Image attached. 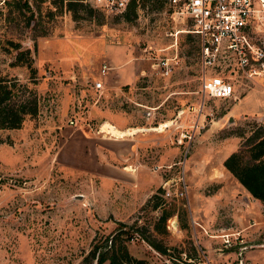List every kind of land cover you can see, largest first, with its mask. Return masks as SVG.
<instances>
[{
	"label": "rangeland",
	"instance_id": "1",
	"mask_svg": "<svg viewBox=\"0 0 264 264\" xmlns=\"http://www.w3.org/2000/svg\"><path fill=\"white\" fill-rule=\"evenodd\" d=\"M66 2L0 0V68L25 79L24 65L9 60L12 42L29 47L38 94L35 115L0 129L7 139L0 141V264H76L116 227L128 229L129 251L150 264L170 260L141 232L193 264H239L241 245V264H264V221L249 231L231 204L206 196L215 182H196L219 172L222 158L264 122V76L237 92L238 78L234 96L202 98L198 37L163 0H135L128 13L93 6L74 14ZM256 36L264 47V19ZM159 58L167 71L153 64ZM106 124L137 129L123 136L147 144L115 157L120 146L101 130ZM192 128L191 138L173 140ZM181 168L186 194L163 196L164 180L180 186ZM248 211L258 212L257 201ZM163 212L164 226L156 222Z\"/></svg>",
	"mask_w": 264,
	"mask_h": 264
},
{
	"label": "built area",
	"instance_id": "2",
	"mask_svg": "<svg viewBox=\"0 0 264 264\" xmlns=\"http://www.w3.org/2000/svg\"><path fill=\"white\" fill-rule=\"evenodd\" d=\"M2 1V0H1ZM98 7L106 13L122 12L129 0H82ZM166 8L175 16L188 18L190 30L194 31L199 43L200 83L202 98L207 96H234L233 82L239 80L240 87L236 91L248 88L250 81L258 76H264V47L257 41L256 31L264 19V0H163ZM167 71V58H159L153 64ZM109 65L104 62L99 68L104 73ZM95 86L101 81H92ZM203 100V99H202ZM201 100L199 108L203 105ZM72 121V120H70ZM191 131L180 130L173 138L177 143L184 137H192ZM164 180L161 186L163 196H183L186 194V182L183 169L176 176L174 183L180 181V186H172L173 182ZM166 184V185H165ZM230 232L220 234L223 245L231 243ZM239 246L236 254L241 264Z\"/></svg>",
	"mask_w": 264,
	"mask_h": 264
},
{
	"label": "trees",
	"instance_id": "3",
	"mask_svg": "<svg viewBox=\"0 0 264 264\" xmlns=\"http://www.w3.org/2000/svg\"><path fill=\"white\" fill-rule=\"evenodd\" d=\"M67 7L74 14L80 8L93 9V6L82 0H66ZM135 0H129L125 13L134 12ZM14 52L10 64H22L26 68V78L20 79L16 74H9L0 68V129L21 126L26 117L36 114L38 109V94L35 88L36 67L30 48L22 47L18 41L12 42ZM241 134V133H240ZM7 139L0 136V141ZM222 164L246 188L253 197L257 198L264 212V122L255 123L243 135L238 146L229 151L223 158ZM150 196H156L151 193ZM157 200L153 201V205ZM166 214L160 213L156 222L164 226ZM127 228L116 227L100 240L93 242L82 254L76 264H150L145 258L133 255L126 243ZM141 235L158 252L170 260L167 264H193L180 259L178 252L168 251V246L155 236L141 232ZM177 259L180 262H177ZM166 264V263H162Z\"/></svg>",
	"mask_w": 264,
	"mask_h": 264
},
{
	"label": "crops",
	"instance_id": "4",
	"mask_svg": "<svg viewBox=\"0 0 264 264\" xmlns=\"http://www.w3.org/2000/svg\"><path fill=\"white\" fill-rule=\"evenodd\" d=\"M117 128V127H116ZM119 129V128H118ZM125 130V129H119ZM108 136H103L101 140L107 139ZM113 141L118 144L119 149L114 150L115 157H126L128 152L134 154V149H140L144 145L147 144L142 138H133V135L130 136H114ZM171 152V150H170ZM221 168L219 167V172H210L208 176H203L196 180V182L205 184L208 182H215V187H213L212 191L206 194L209 196L214 203V205H218L221 203L231 204L233 218L239 224L248 226L249 231L254 230V226L256 223L260 221H264V212L262 210V205L260 201L250 195V193L246 190V188L230 173V171L221 163ZM144 181V180H143ZM143 183H145L143 185ZM149 182H141L142 186H147ZM240 193H238V191ZM257 201L258 203V212L248 211L251 203ZM234 206V207H233ZM203 226V222L201 223L199 220H196ZM252 227V228H251Z\"/></svg>",
	"mask_w": 264,
	"mask_h": 264
},
{
	"label": "bare ground",
	"instance_id": "5",
	"mask_svg": "<svg viewBox=\"0 0 264 264\" xmlns=\"http://www.w3.org/2000/svg\"><path fill=\"white\" fill-rule=\"evenodd\" d=\"M163 125H167V123L163 124ZM155 129H158V128H155ZM101 130H105L106 132H108V133H110L111 135H114V136H123L124 134H128L130 132H135L137 129L128 128V129H125V130H119L118 128L114 127L111 124H106V125H104L102 127Z\"/></svg>",
	"mask_w": 264,
	"mask_h": 264
}]
</instances>
